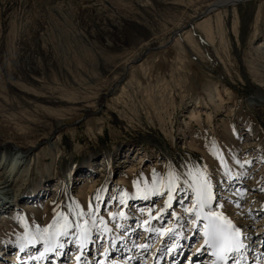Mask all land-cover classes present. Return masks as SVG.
Instances as JSON below:
<instances>
[{
	"label": "rangeland",
	"instance_id": "obj_1",
	"mask_svg": "<svg viewBox=\"0 0 264 264\" xmlns=\"http://www.w3.org/2000/svg\"><path fill=\"white\" fill-rule=\"evenodd\" d=\"M207 5L204 0H0V138L23 150L35 146L39 154L16 204L0 219V247L8 254L29 252L31 264L79 263L82 235L65 220L66 193L78 203L83 230L97 240L85 253L94 259L87 264L104 262L108 254L110 264H153L151 254L162 250L153 258L163 264L175 247L183 250L182 257L172 258L175 264H198V252L211 264L216 258L207 255L203 232L187 211L195 195L186 179L197 174L212 185L216 211L246 222L232 211L235 200L245 197L244 182L251 179L244 178L260 182L256 172L250 174L257 163L264 166V107L250 102L264 91L256 79L264 75V0H244L210 15L211 37L195 19ZM135 58L126 77V62ZM222 92L223 104L210 100ZM61 120L69 126L56 131ZM54 142L59 148L52 154L48 145ZM106 160L101 179L87 177ZM169 172L181 178L172 203L163 190L153 191V180L166 179ZM70 174L74 185L68 193ZM99 191L100 210L94 201ZM260 221L251 222L258 234L264 230ZM109 224L117 232L114 245L125 247L114 263L104 248ZM178 232L183 239L175 246ZM134 233L132 247L118 239ZM140 245L147 248L137 249ZM239 254H230L229 264L239 259L250 264Z\"/></svg>",
	"mask_w": 264,
	"mask_h": 264
},
{
	"label": "bare ground",
	"instance_id": "obj_2",
	"mask_svg": "<svg viewBox=\"0 0 264 264\" xmlns=\"http://www.w3.org/2000/svg\"><path fill=\"white\" fill-rule=\"evenodd\" d=\"M204 1L207 2L208 5L205 7V9H203L204 11H202L200 13V15L197 16L195 19L198 20L197 27H200L202 29V31L209 37L210 33L212 31V25H211V22H210V15H212V14L218 15L222 10H226L230 6H233V8H234V6L238 2H242L244 0H219V1H216V0H204ZM208 1H209V3H208ZM98 2H97V4H95V6L100 4ZM217 21L219 22L220 20L218 19ZM112 26L115 28V26L113 24H112ZM175 33H176L175 34L176 36L174 35L173 39H175L177 37V32H175ZM188 33L189 32L184 33V35H187ZM260 50H261V48H260ZM137 60H138V58H135V59H132V60H127L126 65L124 67V74H126V77L132 72L133 67H134V63ZM142 64H140V66ZM257 72H259V71L257 70ZM261 74H262V72H261ZM262 75L258 74V76L256 78L257 81L260 83L261 87L264 86V75L263 76ZM126 77H124V79ZM117 85H118V81L115 82V86H117ZM110 90H111V92H114L115 88L114 89H110ZM215 92H217V91H215ZM223 94H224L223 92L222 93H218L217 94L218 96H217L216 99L212 98L213 96L210 95V100L213 103H215V101L217 103L220 102V105H221V104L224 103L220 99V96H222ZM107 95H109V93L105 94V96H107ZM250 102H252V104H254V105H258V106L264 107V91L263 90L260 91L257 94V96H255V97H253L251 99ZM199 104H201L200 99L195 100V106L198 109L201 108V106ZM220 105L218 106L219 109H220ZM196 111L197 110L194 109L191 112V115L192 116L195 115ZM208 116L210 117L211 114H208ZM86 117H88V116H85L83 118H86ZM198 117H200V116H198ZM82 119H80V120H82ZM210 120H212V116H211ZM77 122H75L74 124H76ZM56 124H57L56 131L59 130V129H62V128H65V127L69 126V123L67 121H64V120L58 121V122H56ZM74 124L70 125V127H73ZM211 124H212V122H211ZM19 133H21V132H19ZM0 137H1V134H0ZM24 137L28 138V136L26 134H20V136H19L20 139H23ZM59 138H60V136H58L57 139L59 140ZM48 147H49V150L51 151L52 154H55L56 152H58V148L59 147L56 144V142H54V144H52V145L49 144ZM35 148H36L35 146H32L28 150H25V149L23 150L22 147L20 148V146L14 144L13 142L3 141V139L0 138V200H2L1 201L2 204H0V219H4L5 216H2V214L3 215L6 214L7 210H9L12 207H14V204H16L15 201H16V198H17V193H18V190H19V186L21 185V183L24 180H26V178L30 177V175H31V166L33 165V163L36 162V159L39 157V154H37V151L34 150ZM141 159H142L141 157H138V161L139 162H141ZM107 160L103 161V163L101 164L99 169H94V168L91 169L90 172H89L90 174L88 173L87 177H89V178L90 177H92V178L98 177V179H101L100 177H102L103 174H105V171H106L105 169L107 168V166H106ZM5 170H7V171H5ZM69 172L71 174L73 173L72 170H69ZM254 172L257 173V176L256 175H254V176L257 178V180H260V182L258 181V183L255 184L254 179L252 177L246 176L244 178V179H249V178L251 179V180H249L246 183L243 181L244 182V186L246 185V189L242 192V193H244L245 197H241L240 201L239 200H235L236 202H234L235 203L234 204V209H236V210L233 209V211H232L233 214L235 213V215L236 214L238 215V216H236L237 220H240V219L242 220L243 219L242 217L246 216V218L243 219L246 222L238 223L239 221H236V222L232 221V223L236 227H238V228H240L242 230L243 247L247 246L248 249H247V252H246L243 249V247H241L239 251H237L235 253H231V254L240 253L239 256H241V254L243 252V255L247 258V260H250V264H264V230L261 229V231H262L261 234H258L257 232L252 230V226H251V222H253V220L255 221V219L256 220H260L261 219L262 221L259 222V226L264 229V194H263L264 193V166H263V163H257L255 171L253 170V172L250 174V176L253 175ZM71 174L69 175L68 181L66 183V187H67L66 189H67L68 193L73 188V185H74V179H71ZM100 175H102V176H100ZM74 177H75V174H74ZM190 178L191 177H189V179ZM57 182H58V180H57ZM59 182H60V180H59ZM243 182H241V183H243ZM56 186H58V185H56ZM56 186L54 188H52V190L54 189L53 191L52 190H50V191L53 192V193H56L57 192V187ZM212 191H213V188H212ZM53 195H55V194H53ZM67 195H66V193L63 195L64 203H65V209L67 211L66 212V217H67L68 220L71 221L72 227L75 230H77L82 235V246L78 250V252H80V255H81L80 259L78 261L79 262L78 264H84L82 262V259L83 258H87L86 254H85L87 252V249L89 248L91 242L96 243L97 240H95L92 237L93 235H92L91 232L83 230V229H85V227L83 226L85 224L84 223L85 221H84V219L81 220V218H80L81 213L79 212L78 203H77L76 200H75V203H74L72 201V199L69 198V197L66 198ZM222 195H224V194H222ZM102 197H103V195L101 194V191L95 193V195H94L95 206H96V208L98 210L101 209L100 201L102 200ZM173 197H175V193H174ZM234 197L235 196H233V194H232L231 197L228 198V199L233 202V200L235 199ZM172 202H173V200L171 201V203ZM214 202H215V197H214L213 201L211 202V204H212V210L216 211L215 208H214L215 207L214 206ZM232 202H230V203H232ZM32 203H34V202H32ZM241 207H244L245 210H243V208H241ZM165 212H168V208L167 207H166ZM162 215H164V214H162ZM228 219H229V217H228ZM180 220H181V218H179V216H178V219H176V221H177L176 223L179 224ZM130 231L132 233L134 232L133 229H131ZM111 232H112V234H111ZM115 233H117V232H115V229L113 231L112 225L109 224V226H108V228L106 230V235H108V242H109L108 243V247L111 250L108 249L106 251H108L107 253L112 252V254H116L115 256H117V255H119L121 253L120 250L122 248H125V247H122V245L121 244L119 245V243L116 246L114 245L115 244V240H113V237H115ZM129 235L121 236L118 239L121 242L122 241L126 242V246L127 247H129V246L132 247L130 245L132 243H130L129 239H128ZM44 243H45L44 247L47 250L48 243H46V242H44ZM112 243H113V245H112ZM145 247L147 248V246H145ZM145 247H143V250L146 249ZM139 248H140V246L137 249H139ZM205 248H206V246H205ZM7 249L8 248L6 246H4V245L2 247H0V264H18L17 261L19 259H20V264H24V263H22L23 262V260H22L23 255L21 257V254H27V253L21 252L22 250H17V251L12 252L11 254H8L9 252H8ZM206 249H208V248H206ZM208 250L209 251H208L207 255L211 256L212 258H215L212 255V251L210 249H208ZM159 252L161 254V251H159ZM29 254L30 253L28 252V255ZM160 254L158 255L159 258H160ZM108 255L105 256L106 259L104 257V259H105L104 263L107 261L106 264H110L111 263L110 261H108L110 259V258L107 257ZM180 255H181L180 249L176 250L175 253H174L175 258H178ZM156 256L153 253V254H151L152 258L151 257L149 258V260L150 259L153 260V264H159V262L156 263L157 261L156 262L154 261L153 257H156ZM27 257L28 256H26V258H24V259H27ZM202 258H203V256H201L200 252H198L195 255V257H194V260H196V263H198V264H208V262L206 261L207 259L204 261ZM129 260H130V263H131L132 262L131 257H130ZM54 261H57V260L54 259ZM88 261L90 262V261H93V260H92L91 257H89ZM214 261L215 260H213L211 262V264H214ZM193 263H191V264H193ZM43 264H48L47 260H44ZM91 264H93V262H91ZM238 264H241V259L238 260Z\"/></svg>",
	"mask_w": 264,
	"mask_h": 264
},
{
	"label": "snow or ice",
	"instance_id": "obj_3",
	"mask_svg": "<svg viewBox=\"0 0 264 264\" xmlns=\"http://www.w3.org/2000/svg\"><path fill=\"white\" fill-rule=\"evenodd\" d=\"M180 180V176L175 172H169L166 179L153 180L155 185L153 191L163 190L171 202L174 193L180 187ZM186 183L195 195L193 206L187 209L189 214L194 217L193 225L198 231L203 232L204 245L212 251V255L216 258L214 264H229V255L243 247L242 230L236 227L222 212L212 210L211 202L214 199L212 185L204 178L203 174L191 176L190 179H186ZM169 206L171 205L169 204ZM53 226L50 225L49 228ZM64 227H68V225L66 224ZM164 231H168V229H164ZM32 239H36V237ZM140 247L145 246L140 245Z\"/></svg>",
	"mask_w": 264,
	"mask_h": 264
},
{
	"label": "water",
	"instance_id": "obj_4",
	"mask_svg": "<svg viewBox=\"0 0 264 264\" xmlns=\"http://www.w3.org/2000/svg\"><path fill=\"white\" fill-rule=\"evenodd\" d=\"M87 118V117H86ZM86 118H83L82 120H79L76 124H74L73 127L77 126L81 121L85 120Z\"/></svg>",
	"mask_w": 264,
	"mask_h": 264
}]
</instances>
